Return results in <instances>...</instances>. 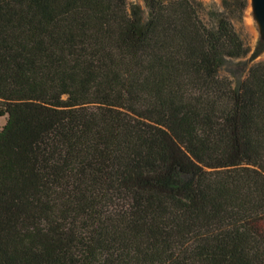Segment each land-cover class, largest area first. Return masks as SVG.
Returning a JSON list of instances; mask_svg holds the SVG:
<instances>
[{"label": "trees", "instance_id": "obj_1", "mask_svg": "<svg viewBox=\"0 0 264 264\" xmlns=\"http://www.w3.org/2000/svg\"><path fill=\"white\" fill-rule=\"evenodd\" d=\"M143 1L0 0V264H264V62Z\"/></svg>", "mask_w": 264, "mask_h": 264}, {"label": "rangeland", "instance_id": "obj_2", "mask_svg": "<svg viewBox=\"0 0 264 264\" xmlns=\"http://www.w3.org/2000/svg\"><path fill=\"white\" fill-rule=\"evenodd\" d=\"M130 4L139 5L147 18L148 9L143 0H128ZM206 9L204 18L210 21L208 12L224 13L234 24L237 32L248 47L249 54L230 63L224 73L235 82L245 77L249 69L257 63L264 62V37L255 19L251 0H196ZM208 13V14H207ZM7 123V116L0 117V130Z\"/></svg>", "mask_w": 264, "mask_h": 264}, {"label": "water", "instance_id": "obj_3", "mask_svg": "<svg viewBox=\"0 0 264 264\" xmlns=\"http://www.w3.org/2000/svg\"><path fill=\"white\" fill-rule=\"evenodd\" d=\"M256 21L264 37V0H251Z\"/></svg>", "mask_w": 264, "mask_h": 264}]
</instances>
